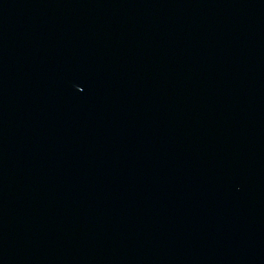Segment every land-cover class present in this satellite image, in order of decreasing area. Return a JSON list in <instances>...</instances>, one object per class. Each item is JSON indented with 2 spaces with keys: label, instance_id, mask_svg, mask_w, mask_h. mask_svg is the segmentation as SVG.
<instances>
[{
  "label": "water",
  "instance_id": "water-1",
  "mask_svg": "<svg viewBox=\"0 0 264 264\" xmlns=\"http://www.w3.org/2000/svg\"><path fill=\"white\" fill-rule=\"evenodd\" d=\"M0 264H264V0H0Z\"/></svg>",
  "mask_w": 264,
  "mask_h": 264
}]
</instances>
